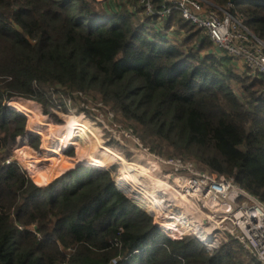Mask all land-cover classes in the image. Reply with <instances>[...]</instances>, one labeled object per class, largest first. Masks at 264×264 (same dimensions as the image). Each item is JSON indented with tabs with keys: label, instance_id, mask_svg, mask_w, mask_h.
<instances>
[{
	"label": "trees",
	"instance_id": "16d2710c",
	"mask_svg": "<svg viewBox=\"0 0 264 264\" xmlns=\"http://www.w3.org/2000/svg\"><path fill=\"white\" fill-rule=\"evenodd\" d=\"M203 1L264 40V0ZM136 4L0 0V264H259L230 237L212 253L194 239H169L192 233L167 232L160 226L179 225L156 220L160 231L106 171L130 160L85 121L67 117L48 130L38 117L59 124L56 113L68 105H91L150 154L231 178L264 204V76L234 73L176 11L158 25ZM172 27L182 38L167 37ZM24 116L26 133L41 138L39 154L19 135ZM12 140L13 154L28 152L18 160L26 172L10 159ZM66 146L73 164L62 156ZM52 160L49 179L32 176Z\"/></svg>",
	"mask_w": 264,
	"mask_h": 264
},
{
	"label": "built area",
	"instance_id": "2783aa9c",
	"mask_svg": "<svg viewBox=\"0 0 264 264\" xmlns=\"http://www.w3.org/2000/svg\"><path fill=\"white\" fill-rule=\"evenodd\" d=\"M136 1V7L141 10L142 16L154 19L158 25L169 17L172 10L176 11L183 22L202 31L213 48L222 51L233 65L251 76H264V40L253 36L240 19L220 9H209L210 5L203 0H160L159 5H155L153 0ZM131 10L134 8H130ZM106 113L109 124L103 125L105 130L113 132L118 129L116 138L111 135L117 144L127 148L126 143L132 142L133 148L145 154L146 159L141 161L147 163L151 175L164 181L172 191L166 193L152 186L148 179L135 178V182L125 187L118 182V176L112 178L118 190L125 194L128 191L133 193V198H137L154 225L159 227L156 220H165L173 215L182 223L186 221L185 209L174 202H183L184 199L188 203H184L185 205L205 216V224L194 228L192 234L207 244V251L210 247L217 248L213 243L215 241L211 242V238L217 234L221 240L230 237L259 264H264L263 203L237 186L231 178L201 170L190 161L162 159L150 154L128 131L121 130L112 123V115ZM127 150L132 154L131 149ZM128 199L139 206L136 201ZM174 208L177 214L172 212ZM156 210H162L159 218L154 215Z\"/></svg>",
	"mask_w": 264,
	"mask_h": 264
},
{
	"label": "rangeland",
	"instance_id": "374dc122",
	"mask_svg": "<svg viewBox=\"0 0 264 264\" xmlns=\"http://www.w3.org/2000/svg\"><path fill=\"white\" fill-rule=\"evenodd\" d=\"M230 14V13H229ZM231 15V14H230ZM233 17L235 18H238L240 19L238 16L236 15H232ZM139 18V17H138ZM142 18V16H141ZM150 23V22H149ZM148 23V24H149ZM156 25V24H155ZM171 32H173V34H171ZM175 33V34H174ZM167 37L169 39H173L174 40H178L179 38H182V33L178 32L176 27H172L170 28L168 31H167ZM217 51V50H216ZM221 52V51H218V53ZM222 53V52H221ZM218 56H220L218 54ZM234 73L236 74H242L244 73V71H242V68L240 67H237L234 65ZM249 76L250 78L251 77H254V76H251V75H247ZM233 90L236 94L239 93V87L238 85L234 84L233 85ZM34 103V102H33ZM36 104V103H35ZM37 105V104H36ZM37 109H38V112L41 114L40 112V107L37 105ZM42 115V114H41ZM39 119L43 122L44 125H47V128L48 130H55L61 126H64L66 124V121H67V117H72V120H76V121H85L89 126H91L92 128L96 129V134H98V138L99 140L101 141V143L103 144L104 147L108 148V149H113L114 152L116 151V153L122 155L125 159L127 160H134L136 159L137 157H141L143 159H146V156L145 154L137 149V148H133L134 151H135V154L134 156H132V154L127 150V148L125 147H122L120 145L117 144V142L111 137V135L113 137L116 138L117 134H118V129H116L115 131L113 132H108L105 130L104 126H107L109 124V121L107 120L109 118L108 114L103 111V110H100V109H95L93 108L91 105H88V106H85V105H81V106H78V105H75V106H69L68 105V109L66 112H57L56 113V117L57 119L60 121L59 124H54L51 122L50 118H48L47 116H45L46 118H42L40 116H38ZM25 118V124H24V127H23V130L22 132L19 134V135H23L24 137V141L27 142V143H30L32 145V151L33 153H36V154H39L41 153V144H42V141H41V138L37 135H32V134H27L26 133V129H25V125H26V117L24 116ZM112 118V117H111ZM111 122L112 123H115L117 124L113 119H111ZM28 126V125H27ZM119 126V125H117ZM34 128V127H33ZM119 128L121 130H123L120 126ZM115 134V135H114ZM17 135V136H19ZM16 136V137H17ZM15 137V138H16ZM14 138V139H15ZM13 139V140H14ZM13 140L11 142H9L8 146H7V149L10 153V159L15 161L23 170V166L20 164L19 161H21V163H23L24 161L26 162L28 159V152L26 150V148L24 147H17V148H13V152L14 154L12 153V151H10L9 149V145L13 142ZM45 142V141H44ZM59 143H53V147H51L49 150L50 151H53L56 149V146L58 145ZM129 143L127 142L126 145H128ZM143 147V146H142ZM144 148V147H143ZM147 149V148H146ZM112 150V151H113ZM98 152V150H97ZM62 156L64 159H66L69 163H72L73 164V159L75 158V151H74V148L73 146H66L62 149ZM132 157V158H131ZM131 158V159H130ZM19 160V161H18ZM46 167H42L40 166L39 168H37L38 170L37 171H32L31 174L34 178H36L37 180L39 181H43V180H47L49 179L50 177V172L53 170V168H55L57 166L56 162L54 160L52 161H49V162H46ZM79 166H83V167H88V168H92V167H89V166H85V165H79ZM76 166H74L75 168ZM72 168V169H74ZM71 169V170H72ZM119 166L116 163H112L110 164L106 171L109 172V174L111 175V177L114 179L115 176H118V173H119ZM25 171V170H24ZM26 172V171H25ZM67 172V171H66ZM65 173V172H64ZM63 173V174H64ZM27 174V173H26ZM61 174V175H63ZM28 175V174H27ZM59 175V176H61ZM59 176L55 177L54 179L58 178ZM29 177V176H28ZM30 178V177H29ZM52 179L51 182L54 180ZM50 182V183H51ZM48 185V184H47ZM46 186V185H45ZM125 196L129 197L128 195H126L125 193H123ZM137 206V205H136ZM141 206V205H140ZM139 207V206H138ZM140 208V207H139ZM142 210H144L146 213L147 211L143 208H141ZM156 217V216H155ZM152 219V218H151ZM161 220V219H160ZM162 221L164 222H167L168 221H165L162 219ZM153 223V221H152ZM179 223V222H178ZM156 226V225H155ZM160 226V225H158ZM157 227V226H156ZM162 228H164L167 232H180L182 229H186L190 232L191 230V226L190 227H187V226H184V225H181V226H178V227H173L172 229L170 228H167V227H163V226H160ZM159 229V227H157ZM160 230V229H159ZM161 231V230H160ZM163 233V232H162ZM219 235L217 234H214V238H211V242L212 241H215L213 243H215L216 247L218 248V246L222 243H225L227 241L228 238H224V240H221L220 238H218ZM169 239L171 240H179V241H184L186 239H194L195 241H197L198 243H200L205 252L206 253H212L213 251H215L216 249H212L211 247L209 248L210 250H206V247H207V244H204L203 242L199 241L195 235L193 234H189L188 237H185L184 239H181V238H171V237H168Z\"/></svg>",
	"mask_w": 264,
	"mask_h": 264
},
{
	"label": "bare ground",
	"instance_id": "6f19581e",
	"mask_svg": "<svg viewBox=\"0 0 264 264\" xmlns=\"http://www.w3.org/2000/svg\"><path fill=\"white\" fill-rule=\"evenodd\" d=\"M144 160L141 157H137L134 160H130L124 167L119 169V173H118V177L117 180H119L118 182H120V184L122 186H124V182H126L128 185L133 182H135V178H143V180L148 179V181L150 182V184H152V186H155L156 188L165 191L166 193H171V189L169 187H167V185L165 184L164 181H160L159 179L155 178L153 175H151V172L147 166V163H145ZM126 195H128V198H133V193H131V191L126 192ZM139 197V196H138ZM141 198V197H139ZM133 201L137 202V199L135 200L134 198L132 199ZM175 204H180L183 209H185L186 215H187V219L186 221H184L182 223V221H178L176 216H171L170 218H165V221H168L169 223H174L176 225H184L187 227H192L190 232L192 233L194 231V228L198 227L199 225H204V218L205 216L202 215L201 213L195 212V210L190 209L189 206L185 205L184 203H187L184 199L183 202L182 201H174ZM138 203V202H137ZM139 204V203H138ZM188 204V203H187ZM140 205V204H139ZM141 207L143 208V206L141 205ZM162 210H156L154 215L159 218L158 214H162L161 213ZM172 212L176 213V210L174 208V210ZM177 214V213H176ZM162 220V219H161ZM179 222V223H178Z\"/></svg>",
	"mask_w": 264,
	"mask_h": 264
},
{
	"label": "crops",
	"instance_id": "0c3cea01",
	"mask_svg": "<svg viewBox=\"0 0 264 264\" xmlns=\"http://www.w3.org/2000/svg\"><path fill=\"white\" fill-rule=\"evenodd\" d=\"M97 2H108L110 3L111 6H117V4H120V3H132L134 0H96ZM128 8V10L130 9L131 6L127 5L126 6ZM139 17V18H138ZM138 19L140 20L141 19V16L138 15ZM171 34H173L171 32ZM175 34V33H174ZM174 39V38H173ZM216 50V49H215ZM217 51H220V50H217Z\"/></svg>",
	"mask_w": 264,
	"mask_h": 264
},
{
	"label": "water",
	"instance_id": "95a60500",
	"mask_svg": "<svg viewBox=\"0 0 264 264\" xmlns=\"http://www.w3.org/2000/svg\"><path fill=\"white\" fill-rule=\"evenodd\" d=\"M236 1H238V0H227V2H228V4L229 5H233ZM134 147V145H133V143L132 142H129V144L127 145V148L128 149H132ZM118 191H120V190H118ZM120 192H122V191H120ZM123 193V192H122ZM148 214V213H147ZM149 215V214H148ZM150 216V215H149Z\"/></svg>",
	"mask_w": 264,
	"mask_h": 264
}]
</instances>
